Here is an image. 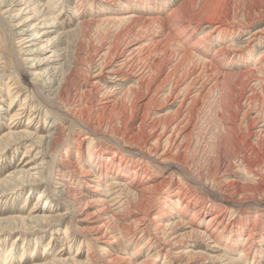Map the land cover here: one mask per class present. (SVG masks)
Returning a JSON list of instances; mask_svg holds the SVG:
<instances>
[{
  "label": "bare ground",
  "instance_id": "6f19581e",
  "mask_svg": "<svg viewBox=\"0 0 264 264\" xmlns=\"http://www.w3.org/2000/svg\"><path fill=\"white\" fill-rule=\"evenodd\" d=\"M56 2L57 0H50L48 6L44 9L36 0H0V33L3 34V44L12 58L11 61L7 60L0 48V80L5 75H9L6 73L7 69L13 70L10 80L3 90L11 101L9 107L4 104V98L0 100V119L5 120L6 117H9L10 120L5 131L0 135V156L6 155L9 151L16 153L23 148L25 149L22 164L12 171L6 179L0 181V194L11 191L15 196L19 190L25 187H30L29 193L42 189L34 212L30 213L29 218L9 217L6 220H0V233L12 234L15 231L26 230L32 232L44 225L51 228L59 226L65 220V215L54 214L55 212L49 207L37 209L39 203L49 204L48 197L50 198V196L71 202L72 207L77 210H81L83 206L86 209L96 203V200L91 196L85 195L79 189L73 187L69 183V178L61 173L58 167V154L65 155V147L72 148V142L74 143L72 140H76L72 135L63 138L62 121L68 122L72 130L80 127L83 137L77 142L78 151L84 141L86 142L92 136L108 138L110 143L108 148L114 150L112 157L108 158L111 163L106 166L103 164L106 152L97 153L92 148L94 144L91 147L93 151H90L89 161L95 162L96 166H100L99 169L104 173L105 180L112 177L116 179L110 181L107 185L113 192L114 199L109 202L108 206L103 205L98 211L94 212L92 217L87 215L92 218V222L83 230L75 228L77 235L84 237L89 242L90 239L85 236L87 232L99 243L105 244L99 250L102 253L103 262L107 263L154 264L159 258H163L165 260L163 264H196L194 258L197 256H195V253L188 251L185 247V241L200 233V225L192 222L194 217L191 218L190 222L185 223L181 217L184 209L194 207V209H197L194 215H198V211L207 214L210 210L216 208V214L210 217L206 229H210V226L212 227L215 223H217V227L212 229L207 237L210 240L215 236V241L221 242L226 240L227 233H225V230L228 225L241 226L249 220L248 218L244 219L242 216L229 218V203H233V206H235L250 201L255 202L258 209L264 208V130L257 125L260 117L258 120L251 119L250 111L247 110L248 112L243 113L242 118L240 116L239 123L236 120V123L233 121L235 124H232L226 119L233 115L230 111H222V114L218 115L222 120L223 131L221 132H224V141H221L218 145V151L222 156L218 157L217 168L214 173L212 172L211 179H205L204 181L190 175L184 163L187 156L185 155V158L183 154L188 152L192 145L191 137L195 133L196 126L193 125V121L203 108L201 100L211 93L213 95L215 91H221L225 97L229 93L234 94L235 89L230 85L231 79L243 81L242 78L252 76L257 81L264 82L261 79L264 75V54L259 56L253 68H249L248 65L240 73H231L229 71L230 65H227L226 60L230 58L232 61L236 55L242 57L251 51L248 45L244 49L237 48V45H224L231 41L230 34L237 30L236 25L227 24V21L222 20L217 22L214 19L215 16L213 19L211 17L208 21L205 20L211 28L208 34L204 33L201 39L193 40L188 45V42L194 36L193 32L188 34V31L191 28L199 29V26L205 21H201L200 18L192 19L188 18L189 16L181 17L178 14H171L170 16L167 15V18H154L152 21V23L159 22L164 27H168L165 41L150 39L147 40L144 46L142 44L137 45L138 47L118 45L110 49H103L95 58L91 57V61L87 62V67L90 70H93L95 66V68L97 66L99 68L96 75L87 78L88 76L85 77L86 74H84V66L82 67L83 57L80 55L82 52L80 50L83 49L74 48V45L66 39L73 38L76 30H62L61 26L63 24L59 26L58 23L57 25L55 23L57 18H53L54 16L51 14L59 5ZM185 2L191 4V6L197 4V0ZM65 9L61 10L59 16L63 14ZM49 15L51 19H48ZM34 20L37 22H33ZM228 21L230 23V20ZM57 26L61 28L58 30L57 35L63 36V38L59 43L56 42L55 46L58 45L56 47L59 48L60 44L61 46L66 44L68 47L61 50L64 51L63 54H60V51L55 52L57 55V58H55L57 60L59 58L58 66L43 67V72H40L46 58L41 62L30 65V63L36 61L39 52L43 50V46H37L36 43L40 42L45 36L48 37L50 31L55 30ZM40 27L45 30L39 31ZM244 27L239 26L237 32L241 33V29ZM263 34L256 31L253 33L252 38L261 42L264 38ZM51 41L53 40L51 39ZM164 42H166V45L169 43L173 47L170 49H173L174 52L168 53L169 45L167 47ZM161 43H164L165 47H161ZM208 43L211 46L207 45ZM212 45L218 46V49L210 55L208 50L211 49ZM10 62H12V65L9 64ZM102 77H111L113 78L112 81L117 80L118 82L131 79L136 80V82L118 99L114 100L108 97L107 100L99 102L101 105L99 103L97 105L96 102H93V98L97 94L100 96L99 92L102 88L100 79ZM84 78H87L85 88L81 83ZM15 79H21L23 85L19 82L20 80L17 83V81H14ZM239 84L240 87L242 82ZM16 85H19L18 87L23 90L28 89L30 91L21 105L17 103L21 94H18L20 91ZM244 88H246V85ZM17 89L18 91H16ZM240 89V92L237 90L241 99L236 102L237 107L244 105V103L242 104L243 98L246 102L249 101V94L246 93L248 91L243 88ZM253 93H255L254 88ZM227 97L229 98V96ZM131 99L133 103L128 106L126 102ZM36 100L41 102L46 109L44 111L46 120L41 131L38 126L32 129L30 125L34 121V117H43V112L37 110V106L32 103ZM160 102H163V104L161 105ZM251 103H254V101ZM174 106L175 109H170ZM167 108L169 110L166 113H161ZM111 110L115 113L114 117L108 118L107 116H109ZM238 111L240 112V110ZM239 112L235 111V118L238 117ZM110 116L113 115L110 114ZM25 117L28 119L26 125L22 123ZM50 117L53 119L47 123ZM138 120L141 122L136 125ZM243 120H245L244 124L246 123L245 133L242 127ZM119 123L124 124V130L120 134L117 132ZM94 128L100 133L95 135ZM109 131L112 132L110 135L108 134ZM253 137L257 138L255 139L256 142L251 141ZM128 147L139 149L135 160L132 159L135 156L134 154H126L128 152L126 148ZM211 148H214V146H211ZM259 155L261 160L253 158L254 156L259 157ZM63 162L65 166L72 169V173L84 178L82 182L88 188L93 189L92 192L101 193L99 186H90L88 182V179H91L88 177L92 175L96 176L95 181H98L99 177L94 172L95 168L90 167L86 161L79 160V157L75 160L64 159ZM82 164H86L87 168H84ZM133 170L134 175H132ZM178 172L185 177L187 176V180L195 185L201 186L209 195L211 203L207 205V202H198L193 196H189L187 184L181 181L177 198L175 199V195L169 192L162 204L164 206L165 202H168L166 204L167 214L172 211V206L176 202L179 204L178 209L181 206L179 220L169 224L168 218L164 217L171 214L164 216V212H162L164 209H158L159 212H157L162 217L158 216L156 218L152 217V210L159 192L164 191V187L170 185L172 176H174L172 174ZM209 172L211 171L209 170ZM149 173H153L155 176L163 174L162 181L159 182L161 179L151 180ZM241 173L251 178V180L253 179L254 182L260 183V185L253 187L254 182L250 183V181H247L250 186L242 185L239 182ZM56 175L59 177H56ZM123 177L127 178L125 181L126 187H121L118 180ZM79 182L77 181V186H81ZM52 184H54L53 189ZM102 184L100 185L103 186ZM84 187L86 188V186ZM83 210H81V217L85 216ZM258 218H261L259 214L256 216L253 230L260 227L258 226L260 220ZM262 221L264 222V218H262ZM224 222L226 223L224 224ZM221 225H223V229L220 231L219 227ZM182 227H185L184 232L180 230ZM68 230L66 228L64 233L67 239ZM260 233L261 239L264 240V231H260ZM139 234L141 235L139 236ZM147 236L150 237L146 240V243L133 254L132 257L135 260L128 258L127 256H131L128 251L130 246H136ZM156 240L163 242L162 245L154 251L150 259L139 263V258L145 248L153 246ZM81 243L83 245L84 241L82 240ZM106 246H110L112 251L124 250L123 255L125 256L121 257L107 252ZM252 248L253 245L245 243L244 253L236 260H244V256ZM63 251L64 249L61 250L60 255L52 258L48 264H83L77 258H64ZM7 256L6 261L11 264L13 261L12 254L9 253ZM87 260L86 264H94L98 258L90 251ZM211 260L217 261L218 258L213 257ZM253 261H255V257Z\"/></svg>",
  "mask_w": 264,
  "mask_h": 264
},
{
  "label": "rangeland",
  "instance_id": "374dc122",
  "mask_svg": "<svg viewBox=\"0 0 264 264\" xmlns=\"http://www.w3.org/2000/svg\"><path fill=\"white\" fill-rule=\"evenodd\" d=\"M36 1L40 3L44 9H46V7L48 6L50 2V0H36ZM185 1H189V0H57L56 3L57 4L59 3V5H57L56 9L52 11L51 14H53L54 16L53 18H57V20L55 21L57 25L58 23H59V26L63 24L61 26L63 28L62 30H65V31L66 30H76L73 36V38L76 37L74 38V40L72 37L66 38V39H68L72 43V45H74L73 46L74 48L76 47L79 49L81 48L83 49V50H80V52L82 51L80 55L81 57H83L82 67L84 66L83 67L84 74H86L85 77L88 76L87 78L93 77L99 71L98 66H97L98 69L95 68L96 66L95 67L93 66L94 69L90 70L87 67L88 66L87 62L91 61L93 57L95 58L97 54L103 49H110L118 45L119 46L129 45L131 47H136L137 45L142 44L144 46L147 40L149 41L150 39H154V41H157L158 39L161 42L162 40L165 41L164 38H166V35H167L166 32L168 31V27H164V25H162L159 22L152 23V21L154 18H160V17L162 19L167 18V15L170 16L171 14L172 15L178 14L181 17L189 16L188 18H192V19L200 18L201 21L202 20L208 21V19H211V17L213 19V17L215 16L214 19L217 20V22L222 20V21H227L226 22L227 24L236 25L237 30L230 34L231 41L224 45L225 46L237 45L238 46L237 48L241 47L240 49H244L248 45L251 51L242 57H237L236 55L237 58L235 57L232 61L230 58H228L226 60V63L227 65H230L229 71L231 73L232 72L240 73L243 70H245L248 65H249V68H253L259 56L264 54V38L261 40V42H259V40H253L252 38L253 33L256 31H260L264 33V0H229V1L225 0V2L224 0H209V1L208 0H197V4L192 5V6L191 4L190 5L186 4L187 2ZM62 9H65V11H63V14L59 16V13L61 12ZM114 18L115 19L120 18L122 20H115ZM48 19H51L50 15ZM227 19L230 20V23ZM206 21L201 26H199V29L195 30L191 28L188 31V34H191L192 32L194 33L193 34L194 36L192 37V40L188 42V45H190L193 40L201 39L204 33L208 34L211 28L208 22ZM33 22H37V21L34 20ZM149 23H152V24L148 25ZM27 24H31V23H27ZM239 26H242L245 28V29L244 28L241 29L242 30L241 33L237 32L239 29L238 28ZM59 29L61 28L57 26L55 30L50 31V33L48 34V37L45 36L46 38L44 37L40 40V42L38 41L36 43L37 46L38 45L43 46V50L39 52L38 57L35 62H32V63L28 62V63H30V65L36 64L38 62L43 61L46 58L45 62L42 64L44 66L41 67L42 69L40 68V72L41 71L43 72V67L51 68L53 66H58L57 63H58L59 58L58 60L56 59L57 55L55 54V52L60 51V54H63L64 51L62 52L61 50L66 49L68 47L66 44H62V46L60 44L59 48L56 47L58 45L55 46L56 42L59 43V41L62 40L63 38V36L61 37L60 35L59 36L57 35ZM38 30L43 31L45 29L40 27ZM125 33L126 34L129 33V34L126 35ZM2 35L3 34L0 33L1 52L3 50L2 54L5 55L4 57L7 60L11 61L12 58L8 50L5 48V45L3 44L4 37ZM51 37H53L54 39ZM51 39L53 41H51ZM68 40L66 41L68 42ZM164 43L166 45V42ZM164 43H161V47H165ZM167 45H169V47ZM167 45L166 46L169 48L168 53L174 52L173 49H170L173 47L170 46L169 43ZM204 45H205V42H204ZM207 45L211 46L209 43ZM216 49H218V46L212 45L211 49L208 50L209 54L210 55L214 54ZM84 56L85 58H87L86 60H84L85 59ZM9 64L12 65V62H10ZM12 72L13 70L7 69L6 73L9 75L7 76L5 75L4 78L0 80V100L1 98H4L5 100L4 104H6V106L8 107L11 101L4 94L3 90L6 84L10 80L9 78ZM87 78L86 79L84 78L81 81L82 85L84 86L83 88H85V82ZM244 78H242L243 81L241 80L238 81V79H231L230 85L234 87L235 91H234V94L229 93V95H227L229 96V98L227 96L225 97V95L221 91L220 92L215 91L213 92V95L212 93L210 94L212 95L211 97L209 95L208 97L203 98L202 99L203 101L201 100L203 104V108L200 111V113L196 116V119L194 118L195 121H193V125L195 124L196 126H195V133L191 137L192 145L190 149L188 150V152L183 153L184 156L185 155L187 156V158L185 156L186 158V161L184 162L185 167L189 171L190 175H192L193 177L201 178L204 181L205 179H211L213 176L212 174L215 172L217 168L218 157L222 156V154L219 153L218 151V145L219 143H221V141H224V136H223L224 132H221L223 131L222 130L223 127L221 126L222 120L220 119V117H218L219 114H222V111L228 110L230 111V113L233 114L231 117L226 118L228 119V122L232 124H235L236 122L239 123L240 119L242 118L243 113L250 111L251 119L255 118L256 120H258L260 117V119L257 122V125L258 127H261L264 130V88H263L264 82H259L257 81V79H255L252 76H247ZM108 79H110V81H108ZM112 79L113 78L111 77L110 78L102 77L100 79V81L102 82V83L100 82L102 85V88L100 90L101 93L99 92L100 96H98L97 94L93 98V102L94 103L96 102L95 104L98 105L99 102L101 103L105 101V99L107 100L108 97H111V99H114V100H116V98L118 99L122 94H124L128 90V88L131 85H134L136 82V80L133 81V79L125 81V82H120V81L118 82L117 80L112 81ZM246 79H249V80H246ZM261 79L264 81V75H262ZM19 80L15 79L14 81H17V83L21 82V84L23 85L22 80L21 79ZM241 82H242V85L239 87L238 85H240L239 83ZM19 85H16V87L20 91V93L18 94H21V95L18 98L17 103L18 105H21L22 103H24L27 93L30 91L28 89H25V90L21 89L20 87H18ZM245 85H246V88H244ZM240 88L246 89L248 91L246 93L249 94L248 95L249 101L246 102L245 99L243 98L242 104L244 103L245 106L242 105L241 107L240 106L237 107L236 102L241 100L240 94L238 93L241 90ZM253 88H254L255 93H253ZM18 89L16 91H18ZM110 92L111 93L113 92V93L111 94ZM237 93H238V96H237ZM251 95H252V98L250 99ZM253 95L255 96V98ZM234 96H236L235 97L236 99L234 98ZM231 97L234 101L230 99ZM223 100L225 101V103ZM128 101L126 102L127 105L131 106L133 103L132 99ZM253 101L254 103H251ZM32 103H34L33 105L37 106V110L43 112V117L42 116L34 117L33 118L34 121L30 125L32 129H35L38 126V129L41 131V129L44 128L43 123L46 120V117H44V111L46 109H45V106L42 105L41 102L37 100L36 102H32ZM100 103L99 105H101ZM217 103L221 105L219 106ZM160 104L162 105L163 102H160ZM248 107L250 110L248 109ZM170 109H175V106ZM168 110L169 108L163 110V112L161 113H166ZM238 110H240V112ZM235 111L240 113L238 117L236 118H235V115H236ZM110 114L113 116H110ZM114 114L115 113L111 110V112L109 111V116L107 117L112 118L114 117ZM52 119L53 118L50 117L47 120V123H49V121H51ZM9 121H10L9 117H6L5 120L0 119V135L5 131L6 125H8ZM27 121L28 119L27 117H25L22 120V123L26 125ZM233 121L234 122L236 121V122L233 123ZM140 122L141 121L138 120L136 122V125H139ZM244 122L245 120L242 121V124H243L242 127L245 133L246 123L244 124ZM122 124L123 123H119V126L121 128L117 126L118 134L122 133V131L124 130V124L123 125ZM61 125L63 129V138H67L68 136L71 137L72 135L74 138H76V140H72L74 141V143L72 142V148L69 149V146L65 147V150H64L65 155H62L61 153L58 154L57 156V161L59 163L58 167L60 168L61 173H63L69 178V183L73 187H76L77 189L80 190V192H83L85 195L91 196L94 200H96V203L87 207L86 209L83 206L81 210L84 209L83 211H85V216L81 217V210H77L74 207H72L71 202L66 201V200H59L57 197H52V196H50V198L48 197L49 204L45 205L43 203H39L37 205L38 207L37 209H40V207H45V208L49 207L52 211L55 212L54 214L65 215V220H63L59 226H56L54 228L44 225L38 228L36 230L37 232L36 231L31 232V231L26 230V231H15V232H12V234L0 233V264H8L6 259L9 253H11L13 257V261L11 264H48L51 262L52 258L60 255V252L62 249H64V251L62 252V254H64V258H71V259L77 258L79 262H82L83 264H86L88 262L87 255L90 253V251H92L94 255H96V257L98 258V260L95 261L94 264H113V263L103 262V257L101 256L102 253L99 250V248H103L105 244L99 243L97 240H95L92 237L90 233L86 232L85 236L88 239H90V241L88 242L84 237L77 235L75 228L83 230L87 225H89L92 222L91 221L92 218L90 217H92L93 213L98 211L101 207H103V205L108 206L109 202L114 199V196L112 195L113 192H111L110 188H108L107 185L110 181H114L116 179L112 177L109 180H105L103 176L104 173H102L101 169H99L100 166H96L95 162L92 163L88 159L89 155L91 156L90 151L94 150L97 153L106 152L103 164L106 166H109V163L111 162L108 160V158L112 157L111 155H113L114 150L113 149L111 150L108 148L110 145V143L108 142V138H104V137L100 138L99 136H95V137L92 136L89 140H86V142L84 141V143L80 147V150L78 151L77 142L78 140H81L83 137L82 131H80V127H77L76 129L72 130L71 125L68 122H62V121H61ZM93 132L95 135L100 133L98 132V130L96 131L95 128ZM110 133L112 132L109 131L108 134L110 135ZM213 137L214 138L217 137V138L214 139ZM255 139L257 138L253 137L251 141L256 142ZM215 140L216 141L218 140V141L216 142ZM93 144L94 146L92 147ZM211 146H214V148H211ZM91 147L93 148V150H91ZM126 149L128 150L126 154L127 153L134 154L135 156L132 159L135 160L136 154H138L137 152L139 151V149H136L134 147H128ZM24 152H25V149L23 148L16 153H14V151H9L6 155L2 157L0 156V181L6 179V177L9 176V174L12 171H14L20 164H22V161L24 160L22 158ZM216 155L218 156L216 157ZM77 157H79V160L81 161H86L87 164H89L90 167H92L93 169L95 168L94 172L97 174V177H99L97 179L98 181H95L96 176L92 175L88 177V178H91V179H88V182L90 186H99V189H101V193L92 192L93 189L88 188V186L82 182V179L84 178L77 176L76 173H72V169L64 165V162H63L64 159L75 160ZM253 158L257 160H261L260 155L259 157L254 156ZM116 159L118 162L117 157ZM79 163L81 164L82 162H79ZM82 165H84V168H87L86 164H82ZM129 167H131V165H129ZM134 170L132 172V175H134ZM209 170L211 172H209ZM241 174L242 175H240L239 177V182L242 185L250 186V183L254 182L253 179L251 180V178L246 177L245 175H243V173ZM172 175H174L172 176V179H171L172 182L170 183V185L164 187V191L159 192L157 201L154 204V207L152 210V217H156V218L158 216H161L158 214L159 212L158 209L160 210L164 209V211H162L164 212V216L171 214L168 217L167 216L164 217V218H168L167 220L169 221V224L179 220V217H180L179 211L181 210V206L179 210L178 209L179 204L178 202H176L172 206V211L167 214L166 204H168V202L166 201L164 206L162 204L165 201V198L167 197L166 196L167 193L169 192L175 195V199L177 198L178 191H179V184L181 181H184L185 184H187V187L189 189V196H193L198 202H207V205L211 203V199L209 198V195L201 188V186L195 185L193 182L187 180V176L185 177L179 172L174 173ZM198 175H200L201 177ZM57 176L58 175H56V177ZM149 176L151 180L161 179L159 180L160 182L162 181L163 174L155 176L153 173L152 174L149 173ZM263 176H264V173H263ZM90 180H92V182H90ZM118 180L121 183L120 184L121 187H126V184H125V181L127 180L126 177L119 178ZM77 181H80L79 183H81V186H77L76 184ZM247 181H250V183ZM101 183H103L102 184L103 186L100 185ZM53 185L54 184H52L51 186L52 189L54 187ZM255 185L259 186L260 183L254 182L252 186L256 187ZM84 186H86V188ZM41 190L39 189L38 191L36 190L34 192L29 193L30 187H25L24 189L19 190L17 192V195L15 196L11 191H6L4 194L1 193L0 194V220H6L9 217H19V218L28 219L30 213L34 212V208L36 206V203L38 202V198L40 196ZM228 205L230 206L229 215H228L229 218H234V217L237 218V217L242 216L244 217V219L248 218L249 220H247L241 226H235V225L233 226V224L228 225L225 230L226 231L225 233H227L226 240H223L221 242H216L214 239L215 236L212 237L210 240L207 237L208 235H210L212 229L217 227V223H215L212 225V227L210 226V229H206L210 217L216 214V208L210 210V212L207 214H205L204 212L201 213V211H198L197 212L198 215L196 214L197 215L196 216L194 214L196 213L197 209H194V207L192 208V207L187 206L188 208L184 209L183 216H181L182 220L185 223H187V222H190L192 217H194V220L192 222L198 223L200 225L199 227L200 233L192 237L190 240L185 241L186 243L185 247L188 249V251L195 253V256H197L196 258H194L196 264H264V240L261 239V233H260V231H264V222L262 221V218H264V208L258 209L257 206L255 205V202H250V201L249 202L247 201L246 203L241 204V205L233 206V203H229ZM257 214L261 216V218H258L260 219L258 221L259 222L258 226L260 227H257L255 228V230H253L252 227L255 224V219H256ZM87 215H91V216L89 217ZM87 218H90V219H87ZM84 219H86L87 221ZM225 223L226 222H224V224ZM58 228L60 229L58 230ZM66 228L69 229L67 233L68 239L64 235ZM222 229H223V225L219 227L220 231ZM180 230L184 232L185 227H182ZM140 235L141 234H139V236ZM229 236L230 238L228 239ZM149 237L150 236L145 237L143 241L137 243L136 246H130L128 251L130 252L131 256H127V257L135 260L132 257L133 254L140 246L146 243V240H148ZM82 240L84 241L83 245L81 243ZM154 243L156 245L154 244L153 246H147L145 248V250L142 253V256L139 258V261H138L139 263L140 261L143 262L145 260L150 259L154 251H156V249H158V247H160L163 242L156 240ZM245 243H248V245L250 244L253 245V248L250 250V252L246 256H244L245 257L244 260H241V261L236 260V259H239L241 255L244 253L243 251H244ZM106 248H107V252H111L113 255H119L121 257L125 256L123 255L124 250L119 249L116 251H112V249H110V246H106ZM22 257L24 258L22 259ZM213 257H217L218 260L217 261L211 260V258ZM254 257H255V261H253ZM164 261L165 260L163 258H159L154 264H163ZM115 264H119V263H115Z\"/></svg>",
  "mask_w": 264,
  "mask_h": 264
}]
</instances>
